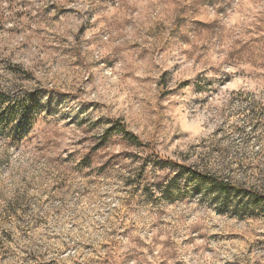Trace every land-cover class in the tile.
Instances as JSON below:
<instances>
[{"label":"rangeland","instance_id":"obj_1","mask_svg":"<svg viewBox=\"0 0 264 264\" xmlns=\"http://www.w3.org/2000/svg\"><path fill=\"white\" fill-rule=\"evenodd\" d=\"M259 3L0 0V264H264Z\"/></svg>","mask_w":264,"mask_h":264},{"label":"clouds","instance_id":"obj_2","mask_svg":"<svg viewBox=\"0 0 264 264\" xmlns=\"http://www.w3.org/2000/svg\"><path fill=\"white\" fill-rule=\"evenodd\" d=\"M258 9L261 10V15H264V0H260V3L258 5ZM217 40L219 39V37L216 38ZM219 47H223V45H219ZM224 56H227L228 55V52L227 50H225L223 53H222ZM231 63V62H230ZM242 67H246V65H241ZM236 68L235 67H232V66H229V65H223L222 66V71H227V72H233L235 71ZM183 179V178H181Z\"/></svg>","mask_w":264,"mask_h":264},{"label":"trees","instance_id":"obj_3","mask_svg":"<svg viewBox=\"0 0 264 264\" xmlns=\"http://www.w3.org/2000/svg\"><path fill=\"white\" fill-rule=\"evenodd\" d=\"M224 185H225V187H227L229 189H232V190H234L236 192H239V193H249V192H247V190L242 189V188H237L235 186H230V185H227V184H224ZM252 195H254V197L261 198L262 200H264V196L261 197V196H258L257 194H252Z\"/></svg>","mask_w":264,"mask_h":264}]
</instances>
